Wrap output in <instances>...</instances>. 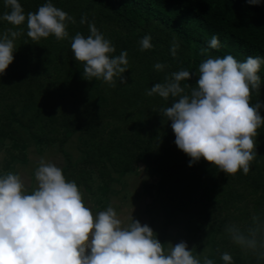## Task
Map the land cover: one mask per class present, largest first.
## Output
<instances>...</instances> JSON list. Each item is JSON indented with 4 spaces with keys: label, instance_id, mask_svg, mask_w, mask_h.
Wrapping results in <instances>:
<instances>
[{
    "label": "rangeland",
    "instance_id": "1",
    "mask_svg": "<svg viewBox=\"0 0 264 264\" xmlns=\"http://www.w3.org/2000/svg\"><path fill=\"white\" fill-rule=\"evenodd\" d=\"M38 1L40 6L48 2ZM51 2L76 21L68 24L69 37L64 39L69 61L74 59L71 38L77 33L90 34L88 23H80L86 16L114 44V55L128 53L127 85L133 81L130 74L136 77L140 73L148 74L149 85L126 88L125 105L114 92L116 88L103 81L94 93L89 91V98L85 91L90 80L83 77V64L68 61L60 72L54 50L39 57L43 38L33 43L25 32L16 40L11 66L0 74V175L18 172L26 184L35 187L34 170L43 157L81 187L95 212L110 204L126 214L132 212L141 225L147 224L157 233L161 243L185 241L189 250L197 252L206 247L216 264H223L220 256L224 252L232 255L234 264H264L252 252L233 244L225 232L230 224L246 227L253 215L264 216V157L257 152L248 175L242 170L231 176L218 171L212 187L197 188L204 167L188 165L179 170L186 154L176 146L171 121L161 112L167 102L146 94L155 83L178 71L187 57L185 46L156 20L123 23L94 2ZM145 35L152 37L154 47L141 51ZM174 40L179 43L175 57L170 52ZM156 63L166 65L165 69L157 71ZM198 68L188 83L192 86L199 78ZM79 92L84 94L77 98ZM142 93L145 98L139 102ZM101 95L107 102L93 105L91 101ZM257 100L262 102L252 96V103ZM256 142L257 151L260 142ZM165 149L174 155V167H170ZM200 163L210 166L203 158Z\"/></svg>",
    "mask_w": 264,
    "mask_h": 264
},
{
    "label": "clouds",
    "instance_id": "2",
    "mask_svg": "<svg viewBox=\"0 0 264 264\" xmlns=\"http://www.w3.org/2000/svg\"><path fill=\"white\" fill-rule=\"evenodd\" d=\"M246 2L259 5L261 0ZM4 3L10 10L0 15V20L13 27L0 35V74L14 60L16 40L23 34L19 26L26 24L27 36L38 42L49 36L67 39L68 24L76 22L51 0L27 14L19 0ZM80 23H88L90 34L72 37L71 50L74 59L83 64V77L112 87L119 78L127 85L123 74L129 69L128 53L114 55V44L86 16ZM151 40L145 35L140 50L153 48ZM208 47H221L217 35L211 37ZM178 49L174 40L173 57ZM206 52L201 49V55ZM262 64L264 58L259 56H249L244 62L232 55L208 57L199 65L195 86H182L192 72L181 69L146 90L148 96L166 101L173 98L171 106L161 112L171 121L176 146L190 157L189 167L203 158L228 176L241 170L244 175L250 173L257 157L258 129L264 125V102L252 103L253 93L260 95ZM165 67L154 65L157 71ZM34 178L35 187H31L18 172L0 175V264H216L206 247L197 252L189 250L185 241L161 243L157 233L149 225H141L132 212L118 211L111 204L95 212L81 187L43 157L37 162ZM225 232L241 250L264 260V216L253 215L246 227L230 224ZM220 259L223 264H234L228 252Z\"/></svg>",
    "mask_w": 264,
    "mask_h": 264
},
{
    "label": "trees",
    "instance_id": "3",
    "mask_svg": "<svg viewBox=\"0 0 264 264\" xmlns=\"http://www.w3.org/2000/svg\"><path fill=\"white\" fill-rule=\"evenodd\" d=\"M85 2H94L99 4L102 8L112 11L114 16L118 18L123 23H144L149 20H156L162 25L167 27L180 43L185 46L187 50V57L180 62L178 71L181 69L189 70L192 72L193 77L196 69L199 65L208 57L214 56L223 58L226 55H232L240 62H244L247 57H261L264 58V0H261L259 5H250L246 0H83ZM25 13L36 12L40 7V2L38 0H19ZM10 9L5 7L4 0H0V15ZM10 26L6 21L0 20V35H2ZM23 29V34L18 37L22 38L24 33L27 32L26 24L19 27ZM213 35H217L221 42V47L219 49H211L208 47L209 41ZM31 39V38H30ZM43 47L41 48L43 53L41 55H47L49 49H53L52 56L59 61V71L62 72L63 68H66L65 64L69 61L68 57L65 56L69 49L66 48V42L64 40H55L54 36H49L48 38H43ZM35 43V41H32ZM46 44L50 48L46 47ZM206 48L207 52L201 55V49ZM40 50V49H39ZM66 52V53H65ZM69 62H74V59ZM11 66V65H10ZM129 74V73H128ZM261 76V88L260 95L257 96L253 93L254 97H260L262 102H264V64L261 65V70L258 73ZM125 78V73L123 74ZM132 78L131 86L124 85L119 88L118 85L119 78H116V85L114 91L118 97H121V101L125 105L124 93H126V88L143 87L145 84L149 85V76L146 73H140L134 77L130 74ZM140 78V80H139ZM139 80V81H138ZM145 82H142V81ZM191 80V79H190ZM189 81H183L184 84H188ZM79 83L81 80H76ZM89 84V85H88ZM100 80H90L87 82L88 97H90V92L96 91L100 87ZM109 91V90H107ZM145 92V91H144ZM84 94L79 92L75 94L77 98ZM140 100L145 98V94L139 95ZM92 99H90L91 101ZM109 100H111L109 98ZM113 101V99H112ZM93 105L99 106V104H104L107 99H102V95L98 96L97 99L91 101ZM167 105L163 108L169 106L173 102V98H169ZM261 116L264 117V108H261ZM258 136L256 140L259 141V154L264 157V125L258 129ZM165 152L170 155L168 162H170V167H174L172 159L174 155L171 152ZM173 157L171 158V156ZM258 158V157H256ZM171 160V161H170ZM185 163L179 164L180 171L188 168L190 157L185 155ZM195 168L201 169L205 173H211L208 178L202 177L196 180L195 186L201 190L212 187L214 177L218 169L214 166H205L200 161L194 163ZM175 169V168H174ZM201 171V170H200ZM194 173V172H192ZM260 177V176H259ZM257 178V181L259 180ZM190 183V182H189ZM188 183V184H189Z\"/></svg>",
    "mask_w": 264,
    "mask_h": 264
}]
</instances>
